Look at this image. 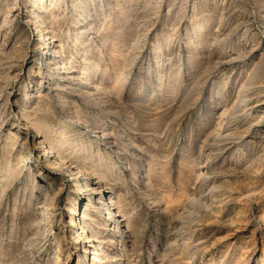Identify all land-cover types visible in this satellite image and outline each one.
Returning a JSON list of instances; mask_svg holds the SVG:
<instances>
[{"label": "rangeland", "instance_id": "obj_1", "mask_svg": "<svg viewBox=\"0 0 264 264\" xmlns=\"http://www.w3.org/2000/svg\"><path fill=\"white\" fill-rule=\"evenodd\" d=\"M42 4L74 77L49 75L52 35L27 18ZM249 98L264 103V0H0V264H264V138H228Z\"/></svg>", "mask_w": 264, "mask_h": 264}, {"label": "bare ground", "instance_id": "obj_2", "mask_svg": "<svg viewBox=\"0 0 264 264\" xmlns=\"http://www.w3.org/2000/svg\"><path fill=\"white\" fill-rule=\"evenodd\" d=\"M25 2H26V5H28L29 3H30V5H31V3H33L34 1H36V0H24ZM27 7V6H26ZM48 6L47 5H44V4H42L41 5V8H42V11H38V12H36V13H39L40 12V22L38 21H36V18L32 15V13H35L34 11L30 14H28V19H30L31 21H33L34 23H35V29H36V31H38V35L40 34V31L41 30H45L46 31V34H44V35H52L51 36V38H52V43H53V46L51 47V51H53V52H49V53H46V55H44V58H45V63H46V65H47V67H50V69H51V72L49 73V75L50 76H52V75H54V76H60L62 79L63 78H67V77H74L73 76V73L69 70V68L68 67H66V62H65V58L63 57V56H61V54H59V50H61V48L62 47H60L61 46V44H59V42H60V36H59V34H57V33H54V32H52V31H49V30H47L49 27L47 26V24L45 25V23H46V19L48 18V15H47V13L46 12H48V8H47ZM22 10H23V8H22ZM10 11H12V12H19V13H16L17 14V16H19V14H21V10L19 11V8H17V9H12V10H10ZM89 11V10H88ZM31 12V11H30ZM93 12V11H92ZM22 13H23V11H22ZM96 14V13H95ZM27 16V15H26ZM37 16V15H36ZM96 19V18H95ZM32 22V23H33ZM85 25V24H84ZM50 29V28H49ZM84 30H80V33H83V34H85V28H83ZM44 32V31H43ZM82 34V35H83ZM43 36V35H42ZM46 37V36H45ZM83 37V36H82ZM84 38V37H83ZM86 38H88V37H86ZM45 40V39H44ZM38 43L39 44H42L43 45V43H44V41L42 40V37L40 38V40L38 41ZM37 43V44H38ZM49 44H51V42L49 43ZM41 45V46H42ZM49 46V45H48ZM60 47V48H59ZM13 48V47H12ZM14 50V49H13ZM9 56V55H8ZM60 65V66H59ZM39 70H40V68H39ZM29 72L31 73L32 72V74H34V72H35V70H34V67L33 66H31L30 67V69H29ZM31 74V75H32ZM53 76V77H54ZM59 77V78H60ZM91 82V81H90ZM90 85H92L91 83H90ZM89 85V86H90ZM98 85V84H97ZM39 86L37 85V88H38ZM89 88V87H88ZM95 89H98V88H95ZM39 90V89H38ZM90 91V90H89ZM39 92V91H38ZM245 95L244 94H239V98H241V99H244L245 97H244ZM40 97H42V96H40ZM238 98V97H237ZM246 99V98H245ZM248 100V99H247ZM246 104V103H245ZM248 104V103H247ZM68 105V104H67ZM247 107H246V110H247V115H245V116H241L240 115V113H239V115H238V117L237 116H235V118L236 119H238V126H237V131L236 132H232L233 134H231L228 138L229 139H233V137L235 136V135H237L238 136V138L237 139H241L242 141H244L246 138H248L249 136H251L252 134H256V133H262V139L264 138V131L262 130V123H263V117H264V115L263 114H261L262 113V110L264 109V103H261V100L260 99H251L250 100V98H249V104L248 105H246ZM240 108V107H239ZM236 109V108H235ZM243 110V109H242ZM241 110V111H242ZM234 112V111H233ZM232 112V113H233ZM243 112V111H242ZM244 112H246V111H244ZM236 114H237V112H235ZM246 114V113H245ZM233 119V118H232ZM234 121V120H233ZM237 121V120H236ZM235 122V121H234ZM231 123V122H230ZM233 123V122H232ZM222 126V125H221ZM233 126V125H232ZM236 127V126H235ZM229 129H230V127H228ZM227 129V128H226ZM233 129H234V127H233ZM222 130V128L219 130V131H221ZM225 130V129H224ZM236 130V129H235ZM227 131V130H226ZM224 132L225 134L228 132ZM230 131V130H229ZM32 135V134H31ZM35 135H38V134H34V137L36 138V136ZM217 135H218V133H217ZM217 135H215L216 137H217ZM221 137H222V135H223V132H221L220 134H219ZM236 136V137H237ZM28 138H29V136H28ZM218 138V137H217ZM235 138V137H234ZM245 138V139H244ZM49 139H51V138H48L47 136L45 137V138H42V139H40V141H39V144L41 145V146H43L45 149V154H44V158L48 161V162H53V161H56V160H58L59 161V166L61 167V168H64V172L65 173H67L68 174V176L69 177H71V179H75V182H76V184L77 183H80L79 182V179H80V176H82L81 174H82V172H85L83 169H81V168H83V167H81V168H77V167H74L73 165H71L70 163H69V165H66V157L64 156H62L61 154H59V153H57V152H54V147L52 146V145H50L51 143L49 142ZM223 140V139H222ZM225 140V139H224ZM235 140V139H234ZM248 140V139H247ZM220 141V140H219ZM218 141V142H219ZM226 141V140H225ZM52 142V141H51ZM227 142V141H226ZM226 142H223L224 143V145H225V143ZM222 143V142H221ZM222 143V144H223ZM232 143H234V142H231V144ZM236 143V142H235ZM242 143V142H241ZM258 143H262V142H258ZM264 143V142H263ZM48 144V145H47ZM216 144H218V143H216ZM221 144V145H222ZM248 144H250V143H248ZM229 145V144H228ZM246 145V144H245ZM263 145V144H262ZM216 146V145H215ZM238 146V145H237ZM241 146V145H240ZM244 146V145H243ZM218 147V146H217ZM228 148H229V146H227ZM242 147V146H241ZM222 148H225L226 149V145L225 146H223ZM244 148H246V146L244 147ZM254 148V147H253ZM214 149V148H213ZM216 149V148H215ZM214 149V150H215ZM237 149H240V147L239 148H237ZM259 149V148H258ZM257 149V150H258ZM224 150V149H223ZM254 150V149H253ZM262 150V149H261ZM216 151V150H215ZM218 151V150H217ZM225 151V150H224ZM242 151H244V150H242ZM213 152V151H212ZM221 152V151H220ZM239 152V151H238ZM240 152H241V149H240ZM54 153V154H53ZM223 153V152H222ZM251 153V152H250ZM258 153H259V151H258ZM242 154H244L243 152H242ZM241 154V155H242ZM254 154H256V153H254ZM240 155V154H239ZM260 155V154H259ZM245 156V155H244ZM247 156V155H246ZM250 156H251V154H250ZM253 156V155H252ZM255 156V155H254ZM258 156V155H257ZM244 158V157H243ZM260 158H261V156H260ZM240 160V159H239ZM245 160H246V158H245ZM248 160V159H247ZM251 160H252V158H251ZM249 161V160H248ZM68 162V161H67ZM238 162V161H237ZM241 163H242V161H241ZM252 163V162H251ZM255 163V162H254ZM58 164V163H57ZM243 164V163H242ZM258 164V163H257ZM261 164V163H260ZM53 165H55V164H53ZM246 165V164H245ZM79 166V165H78ZM248 166V165H247ZM252 166H254V164H251V167ZM251 167L250 168H248V171L251 169ZM256 168V167H255ZM245 169H247V167H245ZM244 169V170H245ZM253 170V169H252ZM259 170V169H258ZM248 174V173H247ZM258 174V173H257ZM261 174V173H260ZM249 175V174H248ZM259 175V174H258ZM254 176H257V175H254ZM88 177L90 178L91 177V174H88ZM253 177V176H252ZM246 179H248V178H246ZM249 180V179H248ZM248 180H247V182H248ZM253 180V179H252ZM256 181V180H255ZM82 183V182H81ZM251 184V183H250ZM256 184V183H255ZM78 187H80V189H82V188H86L88 191H91V192H94V193H103V190H104V188H103V185L101 184V183H97V184H95V182H94V180H92V183L91 184H84L83 185V183L82 184H80ZM213 190V189H212ZM101 191V192H100ZM214 191H215V189H214ZM249 195V194H248ZM240 196V195H239ZM215 197V196H214ZM213 197V198H214ZM241 197V196H240ZM108 198L109 197H107L106 198V201H109L108 200ZM92 199V198H91ZM96 204H101V202H100V200H97L96 201ZM110 212H106V214L107 215H109L110 217H108L109 218V220L111 221V220H113V218H116V219H114V223L113 224H110L109 225V227H106L105 229L106 230H116V228H120V226H121V218H120V215H119V210H117V208L115 207V206H113V204H109V206H108V208H107ZM81 211L82 210H80V214L79 215H81ZM85 212H82V219H83V223H82V227H81V230H82V233H80V236H79V238L80 237H82L83 235H86L87 234V231L89 230H87V228H89V227H91L92 226V223H93V221L91 220V219H89L90 221H86L87 220V218L89 217V213L88 212H86V210H84ZM80 216V217H81ZM72 222H73V225L74 226H76V220H74V219H72ZM95 224V223H94ZM104 225V224H103ZM113 226H115V227H113ZM80 228V227H79ZM109 228V229H108ZM80 230V229H79ZM123 230V229H122ZM123 233H125V232H123ZM121 235V234H120ZM92 237H94V236H92ZM78 238V239H79ZM86 238H88V239H90L91 237L88 235V237L86 236L85 238H83L82 239V241H85V239ZM98 238V237H97ZM94 239V238H93ZM90 240L89 242H91V243H94V244H92V247H94L95 249H96V251L98 252V255L97 256H95V258H96V260H107V259H109V255L108 254H106V252L105 251H103V247H102V240H100V238L99 239H97V241L96 240ZM112 240V239H111ZM114 240V239H113ZM112 240V241H113ZM114 242V241H113ZM124 244V246L126 247V242H124L123 243ZM85 247V246H84ZM85 249H87V250H89L90 249V245H87L86 246V248ZM108 250V249H107ZM90 252V251H89ZM59 257H60V253H58V259H59ZM112 260V259H111ZM103 261V262H104ZM107 261H109V260H107ZM106 262V261H105Z\"/></svg>", "mask_w": 264, "mask_h": 264}]
</instances>
